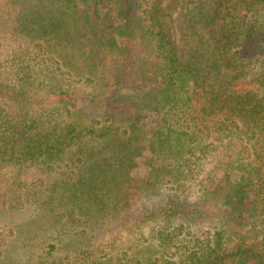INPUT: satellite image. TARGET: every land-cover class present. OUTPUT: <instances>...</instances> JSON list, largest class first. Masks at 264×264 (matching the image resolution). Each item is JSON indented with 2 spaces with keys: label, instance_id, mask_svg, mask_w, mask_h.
Listing matches in <instances>:
<instances>
[{
  "label": "trees",
  "instance_id": "trees-1",
  "mask_svg": "<svg viewBox=\"0 0 264 264\" xmlns=\"http://www.w3.org/2000/svg\"><path fill=\"white\" fill-rule=\"evenodd\" d=\"M39 4L0 10V259L35 207L30 264H264V0Z\"/></svg>",
  "mask_w": 264,
  "mask_h": 264
},
{
  "label": "rangeland",
  "instance_id": "rangeland-1",
  "mask_svg": "<svg viewBox=\"0 0 264 264\" xmlns=\"http://www.w3.org/2000/svg\"><path fill=\"white\" fill-rule=\"evenodd\" d=\"M39 1L40 0H0V10L11 12L16 7L18 13L21 15L24 11L30 9L31 6H39ZM79 91L82 98H84V95L89 92V89L79 86ZM147 124V126L151 127L154 125V122L151 118H149L147 120ZM143 152L144 154H147L148 150L145 149ZM138 160L140 161V164L133 172L134 174L141 175L145 172L144 157L141 156ZM192 194L196 198L200 195L197 188L192 189ZM201 201L203 203H211L213 205L212 207H216V209L219 207V204L210 200L202 199ZM136 206H140V204L138 203ZM38 211L39 210L35 207H20V210L17 211L18 213L11 216V219L8 220L9 225H11L14 229V236L12 238L15 240L10 242L5 255L2 256V260L0 259V264H30L32 262V255L33 257H37L39 253L48 248L51 242H53V237L55 236L54 233H56L53 227L48 225L46 222L31 223L35 216L39 218ZM220 217L221 216H215L213 220L218 221ZM125 221L126 219H117L116 222L113 223V227H111L110 230L108 228L102 234L98 231L96 235L91 237L92 240H94L95 243L110 240L118 232L123 231V223H125ZM144 230L146 233L149 229L144 226Z\"/></svg>",
  "mask_w": 264,
  "mask_h": 264
}]
</instances>
